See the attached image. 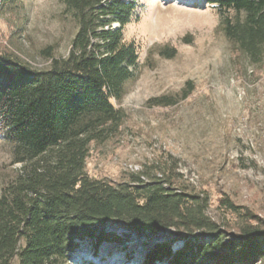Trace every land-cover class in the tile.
I'll list each match as a JSON object with an SVG mask.
<instances>
[{
    "label": "trees",
    "instance_id": "obj_1",
    "mask_svg": "<svg viewBox=\"0 0 264 264\" xmlns=\"http://www.w3.org/2000/svg\"><path fill=\"white\" fill-rule=\"evenodd\" d=\"M61 2L63 14L77 26L66 57H51L47 70H37L0 53V139L10 146L12 164L20 165L0 183V264H94L80 253L81 244L92 243L95 259L110 239L103 226L114 221L141 234L171 229L184 240L177 251L175 239L156 244L144 264H264V220L227 196L219 203L228 217L225 227L237 233L230 243L228 232L207 215L208 198L178 185L167 168L162 178L148 182L132 175L114 185L89 176L91 146L106 142L123 120L118 105L139 60L138 47L125 40L124 30L138 5ZM205 2L220 16L227 40L251 63L260 62L264 0ZM175 53L161 55L171 59ZM191 89L187 82L177 96L153 98L149 105L175 106Z\"/></svg>",
    "mask_w": 264,
    "mask_h": 264
},
{
    "label": "rangeland",
    "instance_id": "obj_2",
    "mask_svg": "<svg viewBox=\"0 0 264 264\" xmlns=\"http://www.w3.org/2000/svg\"><path fill=\"white\" fill-rule=\"evenodd\" d=\"M135 1L124 38L137 45L139 60L118 105L123 120L106 142L91 146L86 172L118 185L132 175L147 182L162 178L167 168L178 185L208 198L207 215L228 232L230 243L238 238L224 225L222 197L264 220V54L251 63L227 40L220 16L205 0ZM63 10L61 0H0V53L47 70L51 57L68 55L77 32ZM171 49L173 58L161 55ZM187 82L190 94L177 97L175 106L149 105L153 98L177 96ZM19 169L0 139V183ZM174 234L157 238L108 229L110 239L95 259L90 242L80 253L94 264H144L156 244L175 239L177 251L184 240Z\"/></svg>",
    "mask_w": 264,
    "mask_h": 264
},
{
    "label": "water",
    "instance_id": "obj_3",
    "mask_svg": "<svg viewBox=\"0 0 264 264\" xmlns=\"http://www.w3.org/2000/svg\"><path fill=\"white\" fill-rule=\"evenodd\" d=\"M103 228H104L105 231H107V232H108V229H115V230L128 231V232H130V233L137 234V235L153 234V233H150V232H146V233H143V234L138 233V232H136V231L130 229V228H129L124 222H122V221L108 222L107 224H105V225L103 226ZM170 231H174V230L167 229V230H165V231H162V232H159V233H157V234H153V235H155L157 238H162V237H164V236H168V233H169ZM85 243H88V241L85 242ZM85 243H82L81 245H83V244H85Z\"/></svg>",
    "mask_w": 264,
    "mask_h": 264
},
{
    "label": "bare ground",
    "instance_id": "obj_4",
    "mask_svg": "<svg viewBox=\"0 0 264 264\" xmlns=\"http://www.w3.org/2000/svg\"><path fill=\"white\" fill-rule=\"evenodd\" d=\"M107 249H109V248H107ZM107 249H106V250H107Z\"/></svg>",
    "mask_w": 264,
    "mask_h": 264
}]
</instances>
